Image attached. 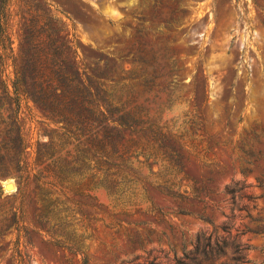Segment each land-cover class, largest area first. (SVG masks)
<instances>
[{
    "label": "rangeland",
    "instance_id": "1",
    "mask_svg": "<svg viewBox=\"0 0 264 264\" xmlns=\"http://www.w3.org/2000/svg\"><path fill=\"white\" fill-rule=\"evenodd\" d=\"M2 84L0 264H264V0H0Z\"/></svg>",
    "mask_w": 264,
    "mask_h": 264
},
{
    "label": "trees",
    "instance_id": "2",
    "mask_svg": "<svg viewBox=\"0 0 264 264\" xmlns=\"http://www.w3.org/2000/svg\"><path fill=\"white\" fill-rule=\"evenodd\" d=\"M45 89H48L49 93L53 96H65L68 94V90L66 88L58 85L47 86L46 88L41 86L37 93H42ZM26 91L27 90L23 87L22 83L19 80L18 71L15 70V78L12 81V93L17 97L19 94L25 93ZM10 92L11 90L6 84H2V86H0V96H9ZM33 99L41 101L38 96H33ZM109 121L117 122L119 124H122L123 122L122 118L120 117L109 118ZM83 264H86L85 259L83 260Z\"/></svg>",
    "mask_w": 264,
    "mask_h": 264
},
{
    "label": "bare ground",
    "instance_id": "3",
    "mask_svg": "<svg viewBox=\"0 0 264 264\" xmlns=\"http://www.w3.org/2000/svg\"><path fill=\"white\" fill-rule=\"evenodd\" d=\"M8 186H10V188H11V189H13V188H14V185H13V183H10Z\"/></svg>",
    "mask_w": 264,
    "mask_h": 264
},
{
    "label": "water",
    "instance_id": "4",
    "mask_svg": "<svg viewBox=\"0 0 264 264\" xmlns=\"http://www.w3.org/2000/svg\"><path fill=\"white\" fill-rule=\"evenodd\" d=\"M9 184H10V182H6V183H5V185H7V186H8Z\"/></svg>",
    "mask_w": 264,
    "mask_h": 264
}]
</instances>
